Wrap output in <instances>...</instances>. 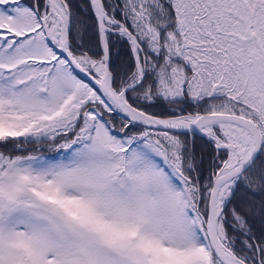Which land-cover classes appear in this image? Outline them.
I'll return each instance as SVG.
<instances>
[{
	"label": "snow or ice",
	"instance_id": "obj_1",
	"mask_svg": "<svg viewBox=\"0 0 264 264\" xmlns=\"http://www.w3.org/2000/svg\"><path fill=\"white\" fill-rule=\"evenodd\" d=\"M0 264H264V0H0Z\"/></svg>",
	"mask_w": 264,
	"mask_h": 264
}]
</instances>
